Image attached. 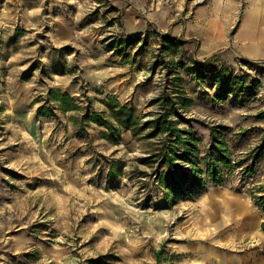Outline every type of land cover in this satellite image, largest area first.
Here are the masks:
<instances>
[{"label": "rangeland", "instance_id": "rangeland-1", "mask_svg": "<svg viewBox=\"0 0 264 264\" xmlns=\"http://www.w3.org/2000/svg\"><path fill=\"white\" fill-rule=\"evenodd\" d=\"M218 1L236 5L234 29L245 5L263 0H0V264H264V150L252 159L264 132L255 118L264 60L221 50L199 73L189 69L205 60L199 42L184 45L193 11ZM220 68L242 83L224 98ZM51 88L78 109L38 115ZM108 96L142 120L170 110L194 132L204 173L209 127L226 126L231 166L164 201L138 176L150 170L137 159L151 141L118 128L107 140L84 118H109ZM112 159L126 167L110 182Z\"/></svg>", "mask_w": 264, "mask_h": 264}, {"label": "trees", "instance_id": "trees-1", "mask_svg": "<svg viewBox=\"0 0 264 264\" xmlns=\"http://www.w3.org/2000/svg\"><path fill=\"white\" fill-rule=\"evenodd\" d=\"M124 40L130 41L129 38ZM210 60L211 58H208L201 63L195 62L189 69L193 71L198 69V72L201 73L203 72L202 67L204 69ZM216 73L217 76L214 80L219 89L216 98H224L229 93L235 92L236 87L242 85L239 79L230 75L225 68L218 69ZM46 101L51 106H38L37 113L40 116L52 115L55 108L62 112L78 109V106L71 102L69 95L61 93L58 89H49ZM104 104L110 112L109 118L100 116L98 112H93L91 116L88 112L84 118L104 127L107 130L104 134L107 140H118V136L114 132L118 129H124L131 131L134 135H142V139L151 141L149 144L151 149L147 155L137 159V162L148 166L150 170H141L138 172V176L143 180L146 179L145 184L154 185L156 189H159L166 202H171L180 196H192L204 186V175L216 182L221 169L231 166L232 159L228 152L227 142L223 138L224 132L228 129L226 126L213 124L209 127V143L201 158L204 170L208 172L204 173L197 168L196 160H194L196 149L194 132L191 131L190 127L187 129L179 128L177 120L171 117L170 110L155 112L142 120L143 116L137 115L133 106L120 105L113 96H108L107 102ZM255 118L264 120V110L257 112ZM179 120H183V118L180 117ZM263 150L264 132L252 159H258ZM182 161L188 163L189 170L182 167L180 164ZM242 161H244L243 158L234 161L233 164ZM125 167L126 163L123 160H110L106 170V179L110 182L116 181L125 174Z\"/></svg>", "mask_w": 264, "mask_h": 264}, {"label": "crops", "instance_id": "crops-1", "mask_svg": "<svg viewBox=\"0 0 264 264\" xmlns=\"http://www.w3.org/2000/svg\"><path fill=\"white\" fill-rule=\"evenodd\" d=\"M235 14L236 5L232 2L197 7L184 30L185 48L190 50L197 40L196 53L200 59L224 50L225 57L243 61L264 60V0L258 3L249 1L232 29Z\"/></svg>", "mask_w": 264, "mask_h": 264}]
</instances>
